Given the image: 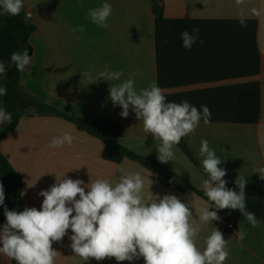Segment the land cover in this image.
I'll return each instance as SVG.
<instances>
[{"label":"crops","instance_id":"1","mask_svg":"<svg viewBox=\"0 0 264 264\" xmlns=\"http://www.w3.org/2000/svg\"><path fill=\"white\" fill-rule=\"evenodd\" d=\"M104 3L112 5V15L106 21L107 27L93 23L89 10ZM152 0H23L28 23L36 30L30 37L33 49L31 63L22 72L21 84L27 92L48 106L61 112L88 121L115 119L123 126L124 137L121 143L137 155L158 161L163 166L180 174L200 190L207 177L192 163L177 145L174 157L168 163L158 160L156 146L160 143L153 135L146 133L143 122L129 109L127 118H122V108L113 105L109 98L110 85H118L131 78L137 91L152 85L158 86L156 30ZM163 15L166 20H247L258 23L257 40L261 54L262 68L256 79L227 80L213 83H200L163 90L164 95L233 85L248 80L261 83L262 113L257 125H229L199 123L195 132L182 138L202 166L199 155L200 141L206 139L209 148L214 150L222 161L218 167L226 170V187L239 192L235 184L240 176L247 180L245 185L246 208L255 214L257 226L252 227L239 210L215 207L193 191L180 193L158 183L156 175L145 170L135 161L124 160L120 164L102 158L104 143L77 129L68 120L55 115H39L30 110L29 117H22L19 125L3 140L1 152L23 180L22 202L24 208L40 210L43 197L41 190H47L57 177L81 179L86 184L97 179L108 180L115 185L121 177L139 173L144 181L142 196L156 199V195H176L188 203L193 215L190 223L195 229L193 240L203 251L206 239L216 228L229 241V256L224 264H264V179L254 170L264 167V0H163ZM83 31L73 32V28ZM188 57L178 65L184 74L192 79L193 73H201L205 48L200 45L183 50ZM122 72L119 80L96 81L100 72ZM181 77V76H180ZM186 80V79H185ZM0 87H4L0 79ZM4 96H0L3 108ZM0 124V128H1ZM65 132L73 136L71 146L51 148L55 137ZM212 207V208H211ZM209 208L217 211L218 221L203 223L197 213ZM222 212L235 223L236 231L245 233L238 239L224 228ZM71 229L61 241H53L52 247L58 251L55 264H118L115 258L102 261H84L71 248ZM5 255H0V264H9ZM119 264H144L143 258Z\"/></svg>","mask_w":264,"mask_h":264},{"label":"clouds","instance_id":"2","mask_svg":"<svg viewBox=\"0 0 264 264\" xmlns=\"http://www.w3.org/2000/svg\"><path fill=\"white\" fill-rule=\"evenodd\" d=\"M0 9L11 16L19 15L23 0H0ZM111 15L109 3L89 10L92 22L101 27L108 26L106 21ZM77 30L83 31V25L72 29ZM199 31L194 27L191 33L181 32L185 49H191L199 38ZM10 59L19 72L31 63L27 48L13 52ZM6 71L5 63L0 61V74ZM122 75V72L105 70L98 74L96 81L119 80ZM5 95L7 89L0 87V96ZM109 98L113 105L122 108V118L128 117L131 108L135 117L143 122L144 131L160 141L156 149L161 163L172 161L174 146L194 133L201 120L207 124L211 119L206 105L198 109L188 100L167 101L157 85L137 91L131 78L110 85ZM4 123L11 124L12 116L0 108V124ZM72 143L73 136L65 132L53 138L49 147L71 146ZM199 155L207 174L202 182L203 192L213 202V207L239 210L251 226L256 227L255 214L246 208L247 180L240 176L236 179L239 192L227 188L224 179L227 172L218 167L222 161L209 148L206 139L200 141ZM254 173L264 179V167L255 169ZM143 189L144 181L139 173L123 176L115 185L105 179L86 184L81 179L56 176L55 184L39 193L43 197L40 210L26 207L15 211L4 207L6 222L0 225V255L15 260L16 264H55L58 251L52 247L53 241H61L71 229V248L85 262L115 258L119 264L143 258L144 264H224L229 256V241L217 228L206 239L205 249L199 250L193 240L195 229L190 223L193 213L189 204L173 194L156 195L155 200L149 197L146 201L141 194ZM4 200V187L0 182V206L4 205ZM197 216L203 223L221 219L217 211L209 208L202 209ZM234 235L243 240L245 233L239 230Z\"/></svg>","mask_w":264,"mask_h":264},{"label":"trees","instance_id":"3","mask_svg":"<svg viewBox=\"0 0 264 264\" xmlns=\"http://www.w3.org/2000/svg\"><path fill=\"white\" fill-rule=\"evenodd\" d=\"M155 15L156 54L158 86L163 90L177 87L193 86L200 83H213L227 80L256 79L260 76L262 68L261 54L258 48L257 30L258 23L255 19L247 20H166L163 15V0H152ZM198 27L199 38L192 45L201 44L206 53H203V66L201 73L191 72L188 77L178 65L188 57L182 46L181 32H192ZM36 28L28 23L27 10L23 7L19 15L11 16L0 9V61L5 63L6 73L0 74L7 95L4 96L3 108L12 116V123H4L0 128V147L3 140L19 125L22 117H29V111L34 110L39 115H55L68 120L78 130L86 132L104 143L102 158L120 164L128 159L135 161L145 170L152 172L157 177L158 183L172 191L185 193L193 191L208 201L213 202L205 195L203 190L192 185L180 174L163 166L158 161L137 155L121 143L124 129L115 119H99L88 121L75 116H70L31 95L22 86L20 80L22 72L17 71L11 62L13 52H23L27 48L30 56L33 49L30 37ZM195 61L194 54L188 57ZM181 76V77H180ZM186 79V80H185ZM261 83L248 80L233 85L227 84L212 88H203L192 91H181L165 95L167 101L177 103L188 100L198 109L206 105L211 111V119L207 124L229 125H257L262 113ZM200 123H204L201 120ZM177 146L182 149L185 156L194 163L207 177L203 166L195 159V155L184 140L181 139ZM0 182L5 193L4 205L0 206V225L6 220L4 207L9 210L23 211L22 202L23 180L21 174L13 167L9 159L0 149ZM225 220L229 217L222 212ZM8 258V257H7ZM9 264H16L15 260L8 258Z\"/></svg>","mask_w":264,"mask_h":264},{"label":"built area","instance_id":"4","mask_svg":"<svg viewBox=\"0 0 264 264\" xmlns=\"http://www.w3.org/2000/svg\"><path fill=\"white\" fill-rule=\"evenodd\" d=\"M27 17H29L30 18V14L29 13H27ZM223 223H224V228H225V230L227 231V232H229V233H235V231H236V228H235V223H234V221L233 220H225L224 218H223Z\"/></svg>","mask_w":264,"mask_h":264},{"label":"water","instance_id":"5","mask_svg":"<svg viewBox=\"0 0 264 264\" xmlns=\"http://www.w3.org/2000/svg\"><path fill=\"white\" fill-rule=\"evenodd\" d=\"M216 210L220 211L219 209L215 208Z\"/></svg>","mask_w":264,"mask_h":264}]
</instances>
